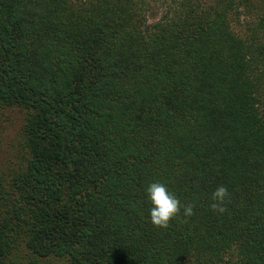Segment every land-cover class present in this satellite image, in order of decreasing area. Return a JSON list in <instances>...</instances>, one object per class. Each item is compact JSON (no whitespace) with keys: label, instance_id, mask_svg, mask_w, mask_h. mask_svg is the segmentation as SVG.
<instances>
[{"label":"trees","instance_id":"trees-1","mask_svg":"<svg viewBox=\"0 0 264 264\" xmlns=\"http://www.w3.org/2000/svg\"><path fill=\"white\" fill-rule=\"evenodd\" d=\"M150 1L0 0V264H264V0ZM157 181L194 215L153 227Z\"/></svg>","mask_w":264,"mask_h":264},{"label":"rangeland","instance_id":"rangeland-1","mask_svg":"<svg viewBox=\"0 0 264 264\" xmlns=\"http://www.w3.org/2000/svg\"><path fill=\"white\" fill-rule=\"evenodd\" d=\"M159 0L150 1L149 17L156 18L161 12ZM256 12V11H255ZM249 12L243 11L240 14V23L235 24L234 30L242 31L248 25ZM246 15V16H245ZM252 21V18H251ZM23 122L24 111L11 106H0V180L7 182L9 172L20 165L26 156L23 147ZM52 264H59V261H52Z\"/></svg>","mask_w":264,"mask_h":264},{"label":"clouds","instance_id":"clouds-1","mask_svg":"<svg viewBox=\"0 0 264 264\" xmlns=\"http://www.w3.org/2000/svg\"><path fill=\"white\" fill-rule=\"evenodd\" d=\"M146 199L150 203L149 222L155 228L166 229L170 221L177 216L188 218L194 215V205L182 204L179 198L169 191L162 182H152L145 189ZM230 197L228 189L221 185L211 193L209 208L214 213L227 211L226 200Z\"/></svg>","mask_w":264,"mask_h":264}]
</instances>
